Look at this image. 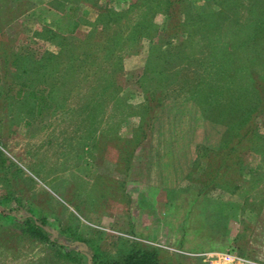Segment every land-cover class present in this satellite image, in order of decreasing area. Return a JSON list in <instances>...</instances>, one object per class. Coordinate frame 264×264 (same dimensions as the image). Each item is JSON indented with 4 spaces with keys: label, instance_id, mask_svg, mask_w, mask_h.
I'll return each instance as SVG.
<instances>
[{
    "label": "rangeland",
    "instance_id": "rangeland-1",
    "mask_svg": "<svg viewBox=\"0 0 264 264\" xmlns=\"http://www.w3.org/2000/svg\"><path fill=\"white\" fill-rule=\"evenodd\" d=\"M248 2L264 4L183 0L171 38L161 0H0V264H122L136 248L264 264V111L249 114L264 35L246 31L264 7ZM225 152L238 163L217 180Z\"/></svg>",
    "mask_w": 264,
    "mask_h": 264
},
{
    "label": "trees",
    "instance_id": "trees-1",
    "mask_svg": "<svg viewBox=\"0 0 264 264\" xmlns=\"http://www.w3.org/2000/svg\"><path fill=\"white\" fill-rule=\"evenodd\" d=\"M164 4H165V7H166V11H165V14L168 16V25H167V28H165V33L167 34V36H170L171 38L172 37H176L178 36L179 34L183 33V22L180 18V15H179V10H177L176 6L177 4L180 5L181 3H183V0H161ZM251 6V7H250ZM264 7V4L261 5V3L259 2H248V7L252 8L251 10H253V14H254V11L256 12L258 9L254 8V7ZM221 8V7H220ZM217 9V10H212V13H214V17H218L219 15L222 16L221 17H230V16H233L232 14L229 15V13H227L226 11H223L221 9ZM100 9V7H99ZM102 10L105 12L104 13H101L100 11V14L98 15V19L99 20H106L104 22L110 24V23H113V22H117V18H115L118 14H121L122 12L121 11H117L116 9L114 8H102ZM209 13V15L211 14V10H208L207 11V14ZM235 16V15H234ZM230 21V20H229ZM79 23L80 21L78 20V22L75 24V30L77 29V27L79 26ZM261 27V29H257L255 30L253 36L257 37V36H263L264 35V22H260L259 24H256V22H251L250 24H248V27L246 28V31H248L250 33V31L252 32L256 27ZM223 29L220 30V32H222ZM230 30L231 32L233 33V25H230ZM229 29H227L226 31H224L226 34L228 33ZM236 34V32L234 33ZM248 38H249V35L248 37L243 40L242 38L239 37V40H238V43L241 42L243 40V43H248ZM64 40L67 39V37H63ZM153 40V39H152ZM242 45H240L239 47H241ZM238 47V48H239ZM69 56V60L70 61H74V58L72 55H70L69 53V50L66 51ZM255 62H253L254 64ZM253 66V65H252ZM255 79H256V84L257 86H259V91L257 90V94H258V97H259V105H257L256 108H253L249 111V114L255 112L256 110H261V111H264V75L262 74H257V75H254ZM31 93V96L32 97H38L36 94V92L34 91H30ZM35 99V98H34ZM36 100V99H35ZM39 104V102H38ZM259 108V109H258ZM255 117L252 119V118H247L246 120L243 121V123L245 122L246 124L250 122L249 125H247L246 128H248L246 130V136H250L249 139H253V137L256 136V131H252L251 128V124L253 125L254 124V120ZM234 125V124H233ZM250 126V127H249ZM238 144L242 142V139L241 140H238L237 141ZM230 144V143H229ZM231 146V145H230ZM237 146L238 145H232L231 146V150H234V151H238L239 152V149H237ZM231 160H235L237 161V158L233 159L232 156H230V153L229 152H225L224 153V157L222 158V165H219L216 169H215V176L217 178V180L220 178L218 177V173L219 171H221V169H229L233 166V163H238L237 162H233ZM230 162V163H228ZM224 163V164H223ZM231 164V165H230ZM30 228L33 232H37L38 234H41L42 231L41 229L35 225V223L31 224L30 225ZM114 264H121V263H114ZM122 264H161L159 262V259H158V254L156 251H153V250H144V249H141V248H136L135 250H133L132 252L128 253L123 261Z\"/></svg>",
    "mask_w": 264,
    "mask_h": 264
},
{
    "label": "crops",
    "instance_id": "crops-1",
    "mask_svg": "<svg viewBox=\"0 0 264 264\" xmlns=\"http://www.w3.org/2000/svg\"><path fill=\"white\" fill-rule=\"evenodd\" d=\"M247 264H256V263H249V262H247Z\"/></svg>",
    "mask_w": 264,
    "mask_h": 264
}]
</instances>
